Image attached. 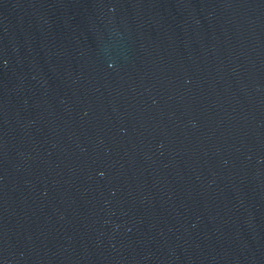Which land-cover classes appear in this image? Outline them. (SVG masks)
<instances>
[{
	"label": "water",
	"instance_id": "1",
	"mask_svg": "<svg viewBox=\"0 0 264 264\" xmlns=\"http://www.w3.org/2000/svg\"><path fill=\"white\" fill-rule=\"evenodd\" d=\"M0 264H264V0H0Z\"/></svg>",
	"mask_w": 264,
	"mask_h": 264
}]
</instances>
